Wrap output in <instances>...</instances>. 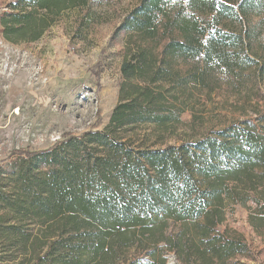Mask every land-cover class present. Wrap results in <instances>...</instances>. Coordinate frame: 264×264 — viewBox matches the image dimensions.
I'll use <instances>...</instances> for the list:
<instances>
[{"label": "trees", "instance_id": "obj_1", "mask_svg": "<svg viewBox=\"0 0 264 264\" xmlns=\"http://www.w3.org/2000/svg\"><path fill=\"white\" fill-rule=\"evenodd\" d=\"M87 5L12 0L0 36L36 41ZM263 12L264 0H141L116 30L123 81L103 130L14 149L0 166V264H143L124 252L139 237L153 247L145 264H167L170 252L178 264H254L243 233L221 226L241 205L264 241ZM207 103L258 124L156 147L184 113L197 124Z\"/></svg>", "mask_w": 264, "mask_h": 264}, {"label": "rangeland", "instance_id": "obj_2", "mask_svg": "<svg viewBox=\"0 0 264 264\" xmlns=\"http://www.w3.org/2000/svg\"><path fill=\"white\" fill-rule=\"evenodd\" d=\"M10 1L0 0V13ZM140 1L88 0L86 8L63 11L33 42L13 44L0 36V166L15 156L14 149L43 151L67 137L103 130L123 81L120 66L125 36L117 35L116 30ZM262 30L264 35V24ZM181 119L182 124L162 130L164 143L156 147L193 141L245 119L258 124L255 116L210 103L199 113L197 124L189 113ZM137 129L145 135L152 127ZM257 129L264 134V127L257 125ZM247 215L241 205L228 206L221 229L243 233L252 255L251 260H243L264 264V241L248 223ZM176 230L177 224L170 220L164 232L170 235ZM130 244L125 254L145 264L147 251L153 247L143 237ZM166 260L178 264L171 252Z\"/></svg>", "mask_w": 264, "mask_h": 264}]
</instances>
